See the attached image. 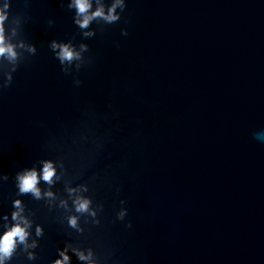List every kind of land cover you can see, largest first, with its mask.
<instances>
[{"label":"water","instance_id":"water-1","mask_svg":"<svg viewBox=\"0 0 264 264\" xmlns=\"http://www.w3.org/2000/svg\"><path fill=\"white\" fill-rule=\"evenodd\" d=\"M0 264H264V0H0Z\"/></svg>","mask_w":264,"mask_h":264}]
</instances>
